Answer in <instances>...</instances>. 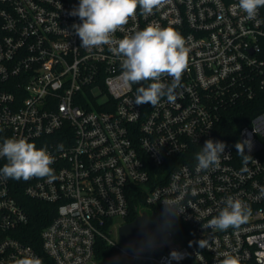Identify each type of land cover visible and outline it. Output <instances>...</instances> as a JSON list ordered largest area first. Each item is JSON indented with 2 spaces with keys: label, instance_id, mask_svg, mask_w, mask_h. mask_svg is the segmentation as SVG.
Here are the masks:
<instances>
[{
  "label": "built area",
  "instance_id": "2783aa9c",
  "mask_svg": "<svg viewBox=\"0 0 264 264\" xmlns=\"http://www.w3.org/2000/svg\"><path fill=\"white\" fill-rule=\"evenodd\" d=\"M79 2L0 0V144L23 138L46 149L56 175L53 182L0 177V264L29 256L96 264L98 241L129 264H220L226 254L264 264V110L232 124L237 142L251 141L247 160L223 140L219 166L201 170L196 160L206 140H218L226 112L264 93V7L249 20L238 0H169L151 15L138 8L113 45L86 49L73 28L82 21L70 14ZM150 24L174 28L189 49L177 101L165 97L155 107L133 102L150 82L126 86L123 58L110 50ZM6 163L0 158V168ZM228 197L251 209L247 223L209 228ZM24 199L54 211L38 247L18 238L29 223ZM165 202L180 213L167 222ZM142 212L150 235L154 219L161 222L163 240L134 259L118 229ZM116 218L124 223L117 227ZM172 251L183 259L170 261Z\"/></svg>",
  "mask_w": 264,
  "mask_h": 264
},
{
  "label": "clouds",
  "instance_id": "9594fccd",
  "mask_svg": "<svg viewBox=\"0 0 264 264\" xmlns=\"http://www.w3.org/2000/svg\"><path fill=\"white\" fill-rule=\"evenodd\" d=\"M169 3V0H80L79 5L70 14L78 16L82 21L73 25L76 35L81 40V47L86 49L113 45V35L122 31L130 17L139 8L142 14L151 15ZM238 9L246 14L247 19L255 20L258 10L264 7V0H238ZM110 50L121 56V77L126 86L141 81L150 82L147 87H137V95L133 101L136 105L150 104L155 107L162 98L169 103L178 99L176 90L181 87L182 75L188 67L189 49L185 38L180 32L171 27H161L150 24L143 30L119 40L117 46ZM170 77L171 83L162 82L163 77ZM251 149V141L237 142V154L247 160L245 147ZM226 144L222 141L208 139L202 150L196 154L198 168L207 170L212 166H219L220 157L225 155ZM63 145H58L62 150ZM0 158H6L7 163L0 168V177L28 181L32 178L46 179L53 182L56 179L51 165L53 158L46 149H37L33 143L20 138H8L0 144ZM178 203V202H177ZM162 220L169 221L179 215L176 208L165 202L163 204ZM251 209L238 198L228 197L225 207L219 214L208 222V227L219 230L239 228L247 223ZM154 236L146 235L139 243L126 245L125 252L131 253L134 259H139L145 252L156 248ZM201 248L206 242L199 241ZM171 260H182L183 254L172 251ZM17 264H42L40 258L29 256L17 261ZM220 264H240L239 257L226 254Z\"/></svg>",
  "mask_w": 264,
  "mask_h": 264
},
{
  "label": "trees",
  "instance_id": "16d2710c",
  "mask_svg": "<svg viewBox=\"0 0 264 264\" xmlns=\"http://www.w3.org/2000/svg\"><path fill=\"white\" fill-rule=\"evenodd\" d=\"M264 110V93H260L256 99L247 102L243 105H237L231 111L226 112L219 125L216 133V139L223 140L235 146L237 143V135L233 131L232 124L236 121H247L253 114ZM237 150V149H235ZM23 206L29 216V223L18 234V238L30 245L39 246L37 242L40 236V231L52 220L54 216L53 208L47 204L38 203L35 201L24 199ZM135 219V215L131 214L127 218L130 223ZM154 219L153 232L151 236L155 237L156 243L163 240V235L159 231V225ZM183 227L181 223L177 224ZM95 261L96 264H129L115 256V252L105 244L103 241H98L95 248Z\"/></svg>",
  "mask_w": 264,
  "mask_h": 264
},
{
  "label": "water",
  "instance_id": "95a60500",
  "mask_svg": "<svg viewBox=\"0 0 264 264\" xmlns=\"http://www.w3.org/2000/svg\"><path fill=\"white\" fill-rule=\"evenodd\" d=\"M150 233L151 219L146 212H142L132 222L124 224L118 229V238L119 242L126 247L130 243L139 244Z\"/></svg>",
  "mask_w": 264,
  "mask_h": 264
},
{
  "label": "rangeland",
  "instance_id": "374dc122",
  "mask_svg": "<svg viewBox=\"0 0 264 264\" xmlns=\"http://www.w3.org/2000/svg\"><path fill=\"white\" fill-rule=\"evenodd\" d=\"M115 223H116V226L118 227L119 225L123 224L124 222L121 219L116 218ZM116 233H117V229H114V233L111 235V237L113 239H116Z\"/></svg>",
  "mask_w": 264,
  "mask_h": 264
}]
</instances>
